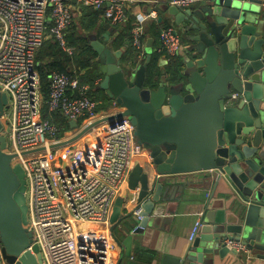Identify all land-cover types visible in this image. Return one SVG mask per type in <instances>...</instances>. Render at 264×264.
Masks as SVG:
<instances>
[{
    "label": "water",
    "instance_id": "obj_1",
    "mask_svg": "<svg viewBox=\"0 0 264 264\" xmlns=\"http://www.w3.org/2000/svg\"><path fill=\"white\" fill-rule=\"evenodd\" d=\"M261 4L262 0H201L196 9L169 6L176 23L184 22L187 32H194L177 81L163 76L150 83L148 59L138 69L126 67L123 50L112 49L110 31L104 35L107 44L92 43L103 74L98 87L122 110L92 121L75 137L53 147L66 145L104 122L130 118L151 162L148 168L138 163L129 176L131 189L140 187L137 204L123 215V200L116 199L110 218L113 229L123 220L134 225L124 241L128 255L134 236L158 228L166 208L164 218L170 220L173 202L193 180L189 174L212 172L222 198L204 212L200 232L185 257L172 264H201L205 255L217 251L222 257L243 253L229 242L264 261ZM8 104L7 94L0 91V116ZM77 126L70 121L71 128ZM4 129L0 122V133ZM6 146V136L0 135V264H45L38 245L29 249L27 181L22 167L12 163L15 155L5 152ZM138 209L141 218L135 220Z\"/></svg>",
    "mask_w": 264,
    "mask_h": 264
},
{
    "label": "built area",
    "instance_id": "obj_2",
    "mask_svg": "<svg viewBox=\"0 0 264 264\" xmlns=\"http://www.w3.org/2000/svg\"><path fill=\"white\" fill-rule=\"evenodd\" d=\"M72 1L0 0V91L9 99L0 116L5 127L0 134L6 136L5 152L15 155L13 165L19 164L25 173L28 228L32 232L29 249L38 245L45 264H116L117 241L110 237L98 240V235L109 230L119 189L146 150L138 143L129 117L104 122L66 145L53 147L72 139L92 121L114 114L98 116L100 102L87 94V86L78 77L67 72L52 71L49 97L45 100L43 96L37 54L50 38L65 52H75L67 38L73 22ZM76 1L101 10L109 23L117 26L127 22V6L138 0ZM198 1L167 0L169 6L183 9ZM262 7L264 14V0ZM156 16L153 9L133 24V46L140 50L141 61L143 25ZM159 40L168 62L182 55L184 44L175 27H163ZM112 106L122 110L115 100ZM46 111L62 114L69 128L61 129ZM73 120L76 128L70 127ZM140 212L135 211V216L141 218ZM202 216L191 230V243L200 232ZM229 245L237 252L244 250L236 242Z\"/></svg>",
    "mask_w": 264,
    "mask_h": 264
},
{
    "label": "crops",
    "instance_id": "obj_3",
    "mask_svg": "<svg viewBox=\"0 0 264 264\" xmlns=\"http://www.w3.org/2000/svg\"><path fill=\"white\" fill-rule=\"evenodd\" d=\"M259 2V0H254ZM200 4V1L193 3L190 7L196 9ZM262 5V4H261ZM73 11V27L72 33L76 37L84 38L88 40V43L92 46L93 42L100 41L107 44L104 35L107 31H110L109 42L112 43L118 34V30L112 24H110L104 16H100L99 11H88L83 5L73 0L70 3ZM128 20L124 24H133L138 16H143L150 13L153 9L156 10L157 16L147 18L143 25V40L145 42L144 59L151 60L157 56L156 68L158 69L157 74L161 77H168L165 74L167 67L170 62L166 60V55L162 52L161 43L158 37V33L154 32L158 26L164 27V23H169L175 27L182 39L184 44L183 53L178 56L177 60L181 61L184 65V60L187 58L189 53V47L191 44L190 35L194 32H187V24H177L175 17L169 13V5L167 0H161V3L155 4L153 1H142L138 0L130 2L127 6ZM262 7V6H261ZM110 24L109 28L107 25ZM157 24V25H156ZM123 27V25H121ZM81 35V36H80ZM80 42L82 39L79 40ZM141 58V57H140ZM141 64V59L136 66H132L131 62L128 61L125 64L126 67L138 69ZM100 83V81H99ZM106 93V92H105ZM111 99V98H110ZM100 106L103 104L101 101ZM119 107H113L112 104L109 108H101L98 116L106 113L118 112ZM151 162V157L148 153L144 152L138 159L135 165L138 163L143 164L148 168V164ZM212 172H200L195 174H189L190 178L193 179L187 183L181 198L178 201L173 202L175 204V213L168 218H164L167 215V208L165 209L164 216L158 222V228H153L145 233L135 235L131 247V254H127V249L124 244L125 238L132 233L134 225H130L128 220L122 221L120 225L113 229V225L110 222L109 230L105 233L98 235V240H102L106 237L114 238L117 241V247L114 250V260L116 264H172V260L177 258H183L190 249L191 242L189 241V235L191 230L196 223L197 219L206 212L207 208H212L213 203L222 198L220 189L215 186V181ZM154 177V170L151 174V179ZM140 187L136 190L131 189L130 180L124 183L117 194L116 199L123 200L122 214L127 213L128 210L132 209L137 204L138 192ZM112 215V214H111ZM135 220L136 217L133 214ZM94 227V226H92ZM99 227V226H97ZM151 227V226H150ZM100 228V227H99ZM152 228V227H151ZM104 230V229H103ZM255 257L250 254L246 249L243 253L237 255L228 254L223 256L217 251L205 255V261L201 264H264V261L254 259ZM186 261L184 264H189Z\"/></svg>",
    "mask_w": 264,
    "mask_h": 264
},
{
    "label": "trees",
    "instance_id": "obj_4",
    "mask_svg": "<svg viewBox=\"0 0 264 264\" xmlns=\"http://www.w3.org/2000/svg\"><path fill=\"white\" fill-rule=\"evenodd\" d=\"M85 7V6H83ZM89 9L88 11H99L100 16H103L101 10H96L91 7H85ZM107 20V19H106ZM108 21V20H107ZM109 22V21H108ZM134 24V23H133ZM133 24H127L126 26L117 25L115 26L118 30V34L113 40V47L115 49L123 50L122 62L127 64L128 61L131 62L132 66H136L140 61V50H137L133 46L132 28ZM157 25V24H156ZM169 23H164V27L169 26ZM73 22L67 31V38L69 45L75 47V52L69 54L62 50L58 43L52 38L47 39L41 49L37 54V68L41 75L42 93L45 100L49 97V75L52 71L67 72L73 76L79 78L82 85L87 86V94L97 101L102 102V106L99 107L97 111L101 108H109L113 100L108 97L104 90L98 87L99 81L103 78V74L99 70V62L96 61L97 53L93 47L88 43L86 37L79 38L72 33ZM163 27L158 26L154 31L158 33ZM81 36V35H80ZM82 39L80 42L79 40ZM158 57L155 56L147 62V76L150 83H157L161 75H158V69L155 67ZM177 60V59H175ZM183 69V63L181 61H171L166 69L165 74H168L167 78L171 81L179 80L181 78V70ZM45 115L51 118L52 121L59 124L61 129L69 128V122L60 113H48Z\"/></svg>",
    "mask_w": 264,
    "mask_h": 264
},
{
    "label": "rangeland",
    "instance_id": "obj_5",
    "mask_svg": "<svg viewBox=\"0 0 264 264\" xmlns=\"http://www.w3.org/2000/svg\"><path fill=\"white\" fill-rule=\"evenodd\" d=\"M96 138V137H95ZM27 196H28V193H27Z\"/></svg>",
    "mask_w": 264,
    "mask_h": 264
},
{
    "label": "flooded vegetation",
    "instance_id": "obj_6",
    "mask_svg": "<svg viewBox=\"0 0 264 264\" xmlns=\"http://www.w3.org/2000/svg\"><path fill=\"white\" fill-rule=\"evenodd\" d=\"M1 135V134H0Z\"/></svg>",
    "mask_w": 264,
    "mask_h": 264
}]
</instances>
